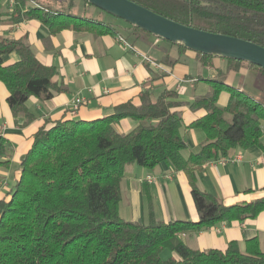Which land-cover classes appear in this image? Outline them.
<instances>
[{"label": "trees", "instance_id": "trees-1", "mask_svg": "<svg viewBox=\"0 0 264 264\" xmlns=\"http://www.w3.org/2000/svg\"><path fill=\"white\" fill-rule=\"evenodd\" d=\"M74 1L59 9L39 0H19L14 20H39L52 34L64 30L99 36L126 34L133 47L152 45L150 38L159 39L123 20L117 29L85 9L79 14ZM130 1L185 26L264 47V0ZM164 42L177 50V57L166 52L156 60L159 65L172 68L186 52H193L182 44ZM194 53L202 67L214 66L215 59L227 61L225 73L218 70L215 78L206 80L212 90L209 96L190 103L179 101L172 90L156 100L144 91L139 104L129 101L118 105L103 119L46 121L21 161L15 188L0 200V264H264V252L256 239L248 241L245 252L236 242L225 251L193 250L183 239L221 224L243 223L264 212V197L227 206L202 191L196 176L205 164L229 159L234 149L262 146L264 69ZM13 54L19 60L7 65L5 58ZM243 66L258 73L262 83L259 99L225 82L229 73ZM56 75V68L40 62L26 39H0V82L9 92L7 101L15 118L25 114L29 124L33 120L27 108L31 98L48 101L66 90L54 82ZM222 93L229 95L225 107L219 105ZM182 106L205 112L189 126L204 134L205 143L188 158L182 154L187 148L182 135L184 121L178 111ZM124 119L136 123L126 134L117 130ZM7 150V139L0 133L1 158ZM132 164L148 170L167 164L184 172L200 220L161 222L152 208L146 223L122 218V181L126 167ZM7 165L0 159V170ZM166 252L171 253L168 259L163 257Z\"/></svg>", "mask_w": 264, "mask_h": 264}, {"label": "crops", "instance_id": "crops-1", "mask_svg": "<svg viewBox=\"0 0 264 264\" xmlns=\"http://www.w3.org/2000/svg\"><path fill=\"white\" fill-rule=\"evenodd\" d=\"M18 2L6 0L0 3V39H26L40 62L56 68L54 82L66 90L56 93L48 101L31 98L27 108L33 120L26 124L25 114L17 118L13 116L7 101L9 92L0 82V133L8 144L6 154L0 157L1 161L8 162L0 170V200L15 188L21 176V161L30 149L34 135L46 121L64 118L85 121L103 119L112 115L118 105L129 101L139 104V96L144 91H149L156 100L164 91L172 90L177 93L179 101L191 103L197 98L208 96L211 88L207 79L215 78L218 70L226 72V60L215 59L214 66L202 67L196 54L191 51L186 52L180 63L172 68L159 65L156 60L161 59L166 52L174 57L172 50L165 45L153 47L154 43H141L143 49L148 48L155 54V59L151 58L137 47L156 65L148 63L133 51L126 50L119 40L122 36L115 34L99 36L73 30L52 34L39 20H14ZM148 43L152 44L151 38ZM18 60L16 54L5 58L7 65ZM241 69L253 70L246 66ZM75 98H82L83 103L78 113L72 116L70 109ZM228 101L229 95L222 93L219 105L225 107ZM178 111L183 117L182 135L187 144L182 154L188 158L205 143L204 134L189 128L205 112H193L189 106H182ZM135 126L134 121L124 119L117 125V130L126 134ZM262 129L264 132V122ZM261 145L247 150L234 149L229 153V159L241 156L240 161L205 164L196 173L198 187L227 206L250 203L264 197V135ZM15 162L19 163L20 169L14 174L12 166ZM148 176L154 177V181L148 182ZM11 181L13 189H9ZM151 208L155 218L161 222L200 220L184 172L172 169L167 164L158 165L153 170L135 164L127 166L122 181L121 217L127 221L146 223ZM183 239L193 250L225 251L230 243L236 242L243 252L248 241L256 239L264 252V212L255 219L221 224L200 233L185 235Z\"/></svg>", "mask_w": 264, "mask_h": 264}, {"label": "water", "instance_id": "water-1", "mask_svg": "<svg viewBox=\"0 0 264 264\" xmlns=\"http://www.w3.org/2000/svg\"><path fill=\"white\" fill-rule=\"evenodd\" d=\"M85 1L163 41L182 44L202 55H218L264 69V47L255 43L185 26L130 0Z\"/></svg>", "mask_w": 264, "mask_h": 264}, {"label": "rangeland", "instance_id": "rangeland-1", "mask_svg": "<svg viewBox=\"0 0 264 264\" xmlns=\"http://www.w3.org/2000/svg\"><path fill=\"white\" fill-rule=\"evenodd\" d=\"M5 1L6 0H0V3H4ZM39 1H41V3H44V5H46L47 7H56V8H59V9H64L63 8L64 5L67 6L68 2H70V0H39ZM74 4L76 5V8H77V11H78L79 14H82L83 10L85 9V12H88L89 14H91L93 16V18H95V19L97 18V19H100V20H102L104 22H107L110 25L112 24L116 28L119 25L123 26L122 25L123 22L120 19H118L116 17H113V16H111L109 14H106V13H101L100 12L101 10H98V9H96L94 7H89L84 2H82L80 0H75ZM30 6H34V4L31 3ZM122 36L125 38L124 34H122ZM128 43H130V42H128ZM152 45H154L153 47H156V45L159 46V47L165 45L170 50H172L171 52H173L174 57H177V50L175 48H171L169 45H167L164 41H161L160 39L152 38ZM135 47L136 48L137 47L141 48L151 58L155 59V56H154L155 54L153 52H151L148 48L143 49L144 47H141L140 45H137V44L135 45ZM189 64H190V62H189ZM190 65L195 66L194 63L193 64L191 63ZM196 68H195L194 71L197 72ZM225 82H226V84H228L230 86H233V87H236V88H241L247 94H249L250 96H252V97H254L256 99H259L261 97V87H262L261 85H262V83H261V81L259 79V76H258V73H257V71H255V69L250 70V71H247L246 69H241L238 72L231 73L230 75L228 74L227 78L225 79ZM211 94H212V90L209 89V93L207 95L209 96ZM19 169H20L19 163L15 162L13 164V166H12V173L15 174ZM13 187H14L13 181H11L9 189H13ZM170 256H171L170 252H166V253L163 254V257L165 259H168V257H170ZM172 256L178 257L177 254H174V253L172 254Z\"/></svg>", "mask_w": 264, "mask_h": 264}, {"label": "built area", "instance_id": "built-area-1", "mask_svg": "<svg viewBox=\"0 0 264 264\" xmlns=\"http://www.w3.org/2000/svg\"><path fill=\"white\" fill-rule=\"evenodd\" d=\"M16 1L17 0H11L12 3L16 2ZM119 40L123 44V46H124V48L126 50L133 51L135 54H137L138 56L142 57L143 60L147 61L148 63H153L154 65H156L155 61H153L149 56H146V55L142 54L137 48L133 47L130 43H128L124 37H120ZM82 103H83V99L82 98H75L72 101L71 109H70V113H71L72 116H75L77 114V112L79 111ZM240 160H241V156H238L235 159H223V160H220V161L221 162H227V161L228 162H237V161H240ZM146 180L148 182H153L154 181V177L148 176L146 178Z\"/></svg>", "mask_w": 264, "mask_h": 264}]
</instances>
